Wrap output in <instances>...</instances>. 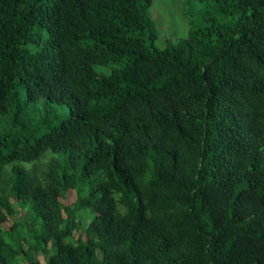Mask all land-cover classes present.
<instances>
[{"label":"trees","instance_id":"16d2710c","mask_svg":"<svg viewBox=\"0 0 264 264\" xmlns=\"http://www.w3.org/2000/svg\"><path fill=\"white\" fill-rule=\"evenodd\" d=\"M197 1L0 0V264H264V0Z\"/></svg>","mask_w":264,"mask_h":264},{"label":"rangeland","instance_id":"374dc122","mask_svg":"<svg viewBox=\"0 0 264 264\" xmlns=\"http://www.w3.org/2000/svg\"><path fill=\"white\" fill-rule=\"evenodd\" d=\"M204 5L193 0L186 9L184 0H154L153 5L149 9V13L153 18L156 29L158 32V39L155 42L157 49H165L168 41L177 43L178 41L185 39L193 26L205 27L207 25L203 16ZM187 11L190 13L186 14ZM223 22H230V17H221ZM193 22V25L192 23ZM97 70L108 72L105 67L98 66ZM77 199L76 193L70 191L64 200L67 206L72 205ZM16 216L15 221L20 225L18 237L27 245L29 243L28 227L33 219L32 212L28 207H24L21 204L15 203ZM93 216L85 213L83 219L85 225H89ZM12 223L9 222L4 226L5 231L11 229ZM81 231L76 232V238L81 235ZM39 260L43 264L46 263L47 257L43 254H33L30 258L21 255L19 257L18 264H31L33 261Z\"/></svg>","mask_w":264,"mask_h":264}]
</instances>
